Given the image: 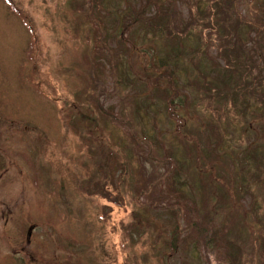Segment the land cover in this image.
Here are the masks:
<instances>
[{
	"label": "rangeland",
	"instance_id": "1",
	"mask_svg": "<svg viewBox=\"0 0 264 264\" xmlns=\"http://www.w3.org/2000/svg\"><path fill=\"white\" fill-rule=\"evenodd\" d=\"M168 1L180 21L181 14L184 25L190 19V8L197 10L191 4L193 0ZM206 1L201 0L199 7L203 4L208 8ZM121 5H125L124 0H0V264H136L135 256L140 264H159L167 259L171 264H225L212 250H192L185 255L182 244H178L173 257H164L163 252L171 249L162 241L155 246L156 228L149 233L144 228L140 236L132 231L133 242L124 231L127 225L136 224L134 221H142L139 226L167 223L169 214L164 205L158 204L154 210L139 208L151 202L150 196H160L164 187L160 184L167 163L162 145L171 146L175 157L187 161L184 170L189 179H209L211 173L205 167L208 158L201 152L207 147V137L200 120L189 116L180 103L175 111L182 115L183 130L177 133L165 100L153 94L157 91L147 79L126 71L130 61V65L145 63L141 56H128V46L133 53L145 55L146 60L150 53L171 50L162 32L155 33L151 28L146 31L143 24L134 23L129 32L132 40L121 46L128 63L118 70L104 69L101 78L95 79L91 67L100 66L94 58L100 31L103 34L106 29L103 37L109 36L108 47L115 48L121 34L114 24L119 19L117 6ZM240 8L253 14L256 0H245ZM155 11L151 6L146 13ZM202 29L188 31L183 42L187 51H207L206 40H198L196 34L202 31L208 39L211 29ZM215 51L213 47L209 53ZM189 68L188 59L179 68L171 65L178 71L184 92H190L181 85L186 80L184 71L190 74ZM192 95L189 93L190 99ZM143 103L149 114L142 110L140 118L134 117L136 105ZM203 105L193 115L209 120L211 112ZM111 114L117 118L119 114V122L109 119L103 125L102 116L113 118ZM213 116L217 117L216 113ZM90 117L99 124L92 132L103 135L100 142L86 143L89 127L76 131L75 119L86 122ZM232 123L236 126L235 140L230 144L245 146L248 135L239 136L240 126ZM155 126L160 130L159 140ZM127 134H139L142 144L144 178L153 182L144 192L140 191L143 178L139 177L138 163L127 155ZM197 143L201 151L196 150ZM91 149L97 155L92 156ZM102 150L124 160V169L115 173L119 191L111 186L114 197L123 198L120 204L98 195L88 196L76 185L77 176L85 182L87 171L95 168ZM215 166L229 177L220 162ZM227 166L234 168L235 162L227 158ZM250 198L246 195L242 199L248 205ZM219 211L221 221L224 212ZM135 213L138 215L134 217ZM179 222L185 233L188 227L182 215ZM244 234L251 241V235ZM166 235L170 236L168 231Z\"/></svg>",
	"mask_w": 264,
	"mask_h": 264
},
{
	"label": "trees",
	"instance_id": "2",
	"mask_svg": "<svg viewBox=\"0 0 264 264\" xmlns=\"http://www.w3.org/2000/svg\"><path fill=\"white\" fill-rule=\"evenodd\" d=\"M160 1L124 0V6H117L119 19L116 15L118 22L114 25L120 28L118 44L115 48L108 47L109 36L103 37L106 29L103 34L100 31L101 38L99 37L100 42L97 40L99 44L94 57L100 66H92L91 69L94 71L95 79H100L104 69L110 68L114 71L115 68L118 70L125 66L124 62L128 63L121 46L132 40L130 34L134 23L143 24L146 31L151 28L155 33L162 32L171 50L162 49L157 54L150 53V59L146 60L145 55L133 53L131 46H128L126 54L141 56L145 63L137 61L130 65V61L126 71H132L139 74V77L147 79V83L157 91L153 94L165 100L170 118L176 121L177 133L181 134L183 130L180 118L182 115L175 111V106L180 103H183L189 116L200 120L206 130L207 147L201 151L197 143L195 148L208 158L209 163L205 167L209 169L211 176L209 179L205 176H198L194 181L189 179L184 170V165H188L187 161L183 162V159L175 157L171 146L162 145L167 163L162 170L164 176L160 184V186L164 184V187L161 188L160 196H150L151 202L148 205L141 204L139 208L148 206L154 210L158 204L164 205L170 215H166L167 223L164 225L163 221L162 225L158 226L157 222H152L139 226L142 221H134L136 224L127 225L124 231L129 232V235L133 231L134 236L138 234L140 236L144 234V228L146 233L156 228L158 239L155 246L159 245L158 241L167 245L171 249L170 252H163L167 258L173 257L178 244H182L185 255L192 250H195V253L212 250L225 264H264V0H256V12L253 14L247 11L244 13L240 8L245 0H207L205 6L210 4L209 9L203 7V2L201 8L199 7L201 0H193L191 4L196 6L197 10L193 11L192 7L190 8V19L185 21V25L182 24L184 20L181 14L180 21L177 19L176 11L166 3L167 0ZM97 6L94 9H97ZM151 6H154L156 11L149 15L146 12ZM101 22L104 20L101 19ZM193 28L211 29L208 39L204 38L202 31L196 34L198 40L202 37L204 41L206 40L207 51L185 49L183 42L188 31ZM213 47L217 51L212 55L209 52ZM184 59L189 60L192 68H189L190 74L184 71L186 80L181 85L188 87L190 92L181 89L178 71L171 69V65L181 67ZM149 69L153 70V73H150ZM179 70L183 71V68ZM127 77L131 82V77L129 75ZM191 92L192 99L188 96ZM199 105L209 109L212 115L209 120H204L205 116L204 119L201 116L194 117L193 114L198 113ZM141 106L144 108L141 109ZM136 108L134 117L140 118L143 113L149 114L144 103L136 105ZM142 110L143 113L139 112ZM213 113H216L217 117H214ZM111 115L114 117L102 116L101 123L104 125L109 119L118 123L119 114L118 118L114 114ZM232 121L240 126L239 136L248 135L245 146L239 148L235 144H230L235 140L236 126ZM75 122L77 133L89 127V135L84 136L86 143L100 142L99 137L103 135L97 136L92 132L99 125L97 121L93 122V118L90 117L86 122L80 119L77 121L75 119ZM155 128L159 140L160 130L157 126ZM138 135L127 134L128 154L125 151L123 153L138 163L139 177L143 178V187L140 191L144 192L148 186L152 188L153 182L151 183L150 178L148 181L146 177L144 178L145 167L141 151L143 149L138 141ZM227 140L229 142H226ZM154 141L157 142L156 139ZM134 146L136 150L133 151ZM91 151L92 156L98 153L92 149ZM106 152L105 150L100 152L101 157L94 163L95 168H89L87 171L84 183H81L76 174L73 176L79 179V183L76 184L79 191L88 196L98 195L120 204L123 198L114 197L111 186L115 191H119L115 173L124 169V160L117 154ZM227 158H230V163L235 162L234 168L227 166ZM217 162H220L229 177L215 169ZM200 172L205 173L202 170ZM206 185H210L211 188H205ZM246 195L252 197L248 205L242 199ZM226 205L228 207H225ZM219 210L225 213L219 217L221 221H218L217 216L220 214ZM136 214H133L134 217L138 215ZM181 215L188 227L185 233L181 224H178ZM167 231L170 236L166 235ZM244 233L251 235V241ZM132 236L128 238L133 242ZM163 237L164 240H161ZM135 257V263L140 264L139 258ZM159 264L171 263L167 259Z\"/></svg>",
	"mask_w": 264,
	"mask_h": 264
}]
</instances>
